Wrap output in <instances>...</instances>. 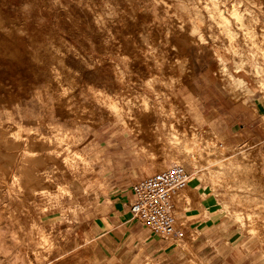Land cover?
<instances>
[{
	"label": "clouds",
	"instance_id": "9594fccd",
	"mask_svg": "<svg viewBox=\"0 0 264 264\" xmlns=\"http://www.w3.org/2000/svg\"><path fill=\"white\" fill-rule=\"evenodd\" d=\"M19 12L0 31L40 82L0 102V264H264V0ZM139 14L151 19L128 54L113 29ZM19 51L0 45V78Z\"/></svg>",
	"mask_w": 264,
	"mask_h": 264
},
{
	"label": "rangeland",
	"instance_id": "374dc122",
	"mask_svg": "<svg viewBox=\"0 0 264 264\" xmlns=\"http://www.w3.org/2000/svg\"><path fill=\"white\" fill-rule=\"evenodd\" d=\"M25 0H0V30L12 28L13 33L15 31L14 26L18 24L20 20L23 19L22 15L19 12V5L24 3ZM151 17L148 14H139V19L136 23H133L131 20L126 21V26L117 25L113 31L119 30L120 35L118 39L123 44V51L128 54H134L135 49L133 47V41L139 42V37L137 32L142 30L141 24H143L146 20H150ZM131 34V38L125 40L124 37ZM99 34L95 37L97 41L99 40ZM186 40L187 37L185 36ZM173 43H176L180 47L179 53H172V55H187L190 57L191 65L196 66L197 70L199 69V65H196V49L194 46H186L185 43H181L180 39L176 37L172 40ZM24 42L19 39H12L9 36H6L3 31H0V45H4L9 47L10 49L19 48L20 51L17 53L16 60L6 61L8 63L10 71L8 76L2 77L8 83L12 84V88L9 89L7 86L0 87V93H3V99L0 102H7L11 104L17 99H21L26 96V93L30 89L33 84L39 83V78L34 79V77L38 76L39 70L33 65L28 57L29 53L26 48L23 46ZM143 58L134 61L132 64V69L134 72H138L140 75H146L145 65L142 63ZM100 76L99 70H84L82 69V80L86 81H94L97 80ZM12 77V79H9ZM136 79V77H133ZM17 86H22L24 91H17ZM264 110V109H262ZM60 114L63 116H67L68 113L61 109ZM194 183V182H193ZM49 188H54V185H45ZM28 198L30 194H28ZM208 203H214V201H209ZM118 208H121V205H117ZM122 210V209H121Z\"/></svg>",
	"mask_w": 264,
	"mask_h": 264
},
{
	"label": "crops",
	"instance_id": "0c3cea01",
	"mask_svg": "<svg viewBox=\"0 0 264 264\" xmlns=\"http://www.w3.org/2000/svg\"><path fill=\"white\" fill-rule=\"evenodd\" d=\"M194 183H195V181H194ZM209 204H214V203H209Z\"/></svg>",
	"mask_w": 264,
	"mask_h": 264
}]
</instances>
